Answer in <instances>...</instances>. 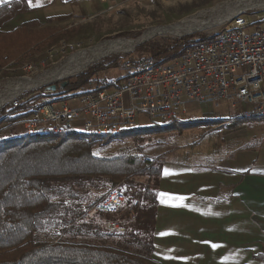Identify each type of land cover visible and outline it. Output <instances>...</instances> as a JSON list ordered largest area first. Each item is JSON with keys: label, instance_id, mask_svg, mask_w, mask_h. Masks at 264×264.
<instances>
[{"label": "trees", "instance_id": "trees-1", "mask_svg": "<svg viewBox=\"0 0 264 264\" xmlns=\"http://www.w3.org/2000/svg\"><path fill=\"white\" fill-rule=\"evenodd\" d=\"M16 12L13 4L0 8V71L18 57L28 58L39 53L55 35L51 30L37 31L28 24L12 33L2 32L4 23ZM192 39L183 37L147 42L139 46L135 54L125 58L165 63L211 42L214 36L199 41ZM116 63L111 61L94 69L111 68ZM92 75H80L65 91L53 94L51 98L85 88ZM103 82L97 83L103 85ZM40 99L41 96L33 97L26 105L52 102L51 99ZM61 100L64 98L57 101ZM2 122L0 120V125ZM182 122L173 126L169 123V127L158 131L142 129L136 136L187 129V126H181ZM114 133V137L104 138L87 137L74 131L54 137H27L22 134L0 138V264H157L151 259L150 241L131 243L133 234L127 233L126 229L124 233L116 234L77 224V220L101 198L91 203L92 194L107 193L113 188H122L119 191L123 196L130 192L131 206L136 207L134 201L141 202V206L151 209L147 214L156 208L160 162L141 156L110 158L95 154L101 148L97 142L121 135L120 130ZM143 177L147 179L146 185L133 181ZM150 185L153 187L149 188ZM48 227H60L65 239L59 238L52 243L39 241V233ZM111 237H119L122 241L100 243L101 238ZM133 247L138 249L133 250Z\"/></svg>", "mask_w": 264, "mask_h": 264}, {"label": "crops", "instance_id": "crops-1", "mask_svg": "<svg viewBox=\"0 0 264 264\" xmlns=\"http://www.w3.org/2000/svg\"><path fill=\"white\" fill-rule=\"evenodd\" d=\"M11 4L17 12L2 26L4 33L28 24L58 34L63 26L92 20L109 7L104 0H0V8ZM217 117L216 127L234 124L228 117L226 127L227 117ZM188 152L179 148L177 158L154 159L161 169L153 212L142 213L137 201L136 207L125 203L116 216L95 215L101 221L97 229L106 232L104 224L113 221L129 233L135 221L140 225L142 216H152L149 243L157 264H264V133L231 146L219 159L193 158ZM135 227L131 243H141L142 228Z\"/></svg>", "mask_w": 264, "mask_h": 264}, {"label": "built area", "instance_id": "built-area-1", "mask_svg": "<svg viewBox=\"0 0 264 264\" xmlns=\"http://www.w3.org/2000/svg\"><path fill=\"white\" fill-rule=\"evenodd\" d=\"M104 1L110 4L107 10L111 11V0ZM226 21L220 30L223 38L197 46L171 61H127L125 78L109 89L93 83L87 91L55 97L56 101L45 102V107H38V102L26 105L35 94L20 92L0 105V133L48 128L60 132L69 128L109 132L136 126L139 118L151 125L167 124L186 115L190 104L220 102L231 110L240 106L239 115L258 118V112H264V7L244 8ZM244 106L247 109L241 108ZM124 204L123 194L113 188L83 217L116 216ZM104 228L109 233L125 232L113 221L106 222Z\"/></svg>", "mask_w": 264, "mask_h": 264}, {"label": "rangeland", "instance_id": "rangeland-1", "mask_svg": "<svg viewBox=\"0 0 264 264\" xmlns=\"http://www.w3.org/2000/svg\"><path fill=\"white\" fill-rule=\"evenodd\" d=\"M235 1L239 0H136L120 5H118V3H111V6L114 7L111 11L107 10V12L98 15L92 20L72 24L69 23L63 26L61 31L51 38L52 41L49 42V44H51L50 46L48 44L42 51L28 58L18 57L16 61L0 71V92L5 90L8 86H16L19 81L34 80L44 72L51 71L68 57H71L79 51L88 50L104 42H136L142 37L145 31L150 28L170 27L191 17L196 20H201L211 12L234 3ZM108 5L110 4L108 3ZM227 22L228 21H224V23L219 26L217 25L210 29L196 31L181 37L173 36L169 33L155 35L148 38V40L145 39L146 41L137 45L127 53L101 57L98 61L90 64L75 75L55 79L41 87L24 90L22 93L25 95L35 94L34 97L41 96L40 100L48 101L51 99L53 102L56 101L54 97L57 96L51 98V95H57V93L63 90L65 91L68 85L75 83L78 77L85 73H93V75L85 84V88L76 91V93L81 94L87 91L94 86L93 83L98 84V81H104V84H98L99 86H105L107 88L113 87L121 83L125 78V63L131 59H126L125 57L129 56V54H135L136 49L144 43L158 40L171 41L183 37H193L192 41H199L200 39L216 36L217 33L223 32L220 30L224 29ZM111 61H117L116 65L106 69H94L96 66H100L101 64L106 65ZM29 65H31V69L27 68ZM51 86L56 87L54 92L48 89ZM244 108L247 109V106H244ZM239 109L240 106L231 110L227 108L224 102L217 103V105L190 104L184 116V121L181 124V126H187V129L181 131L175 129L173 131L174 133H172V131L162 134H154V132H152L151 135L143 136L136 135H138L142 129L162 130L163 127L168 126L169 123L156 126L151 125L145 118H139L136 126L122 128L119 137L103 140V144L99 145L101 148L95 151V154L99 157L110 158L119 156H141L145 159L153 160L155 158L171 159L178 157L177 150L181 148V150L185 152H191L193 158H203L204 155H210L211 158L209 159H219L224 151H228L231 146L233 147L237 145V143L244 144L252 135L256 136L264 133V117L241 118L242 116L240 117V115H238ZM217 115L223 118L224 116L227 117L222 120V122L226 123V127L227 124L230 123L229 118L231 117L232 121H234V124H232L234 126L230 127L231 129H226L225 126L222 128L216 127V125L221 122L215 121L219 120V118L216 117ZM1 118L2 117H0V119ZM2 125L3 122L0 127H3ZM72 131L79 134L83 133V129L79 128H73ZM22 134L23 133H19L18 131H11L7 134L0 133V138L14 137ZM114 134L113 132L105 137H114ZM90 136L94 137L92 135ZM133 181L146 185L147 179L145 177L135 178ZM152 187L151 185L149 186V188ZM105 193L106 192L93 193L91 196V203L92 201H97ZM129 193L130 192L124 193L126 197L125 203L131 206L132 200L128 196ZM87 206L88 203L86 205L84 204L82 209H86ZM143 209L146 211H143ZM139 210L145 214H147V211H151V209H146V207L143 206H141ZM95 217V215L81 217L77 220V224L85 228L90 225H95L97 228L101 221L97 220ZM151 218L152 216H142L140 225H138L136 221V223L134 222L136 230L139 226L142 228L140 230L142 233L136 234L139 235L138 238L142 240V242L144 241V243L150 241ZM135 225L130 226L129 234H134ZM85 228L81 229L84 230ZM59 238L65 239L60 227H48L38 235V239L42 243H52L59 240ZM110 239L114 241V243L122 241L117 237H111ZM137 249L138 248H134L133 250Z\"/></svg>", "mask_w": 264, "mask_h": 264}, {"label": "bare ground", "instance_id": "bare-ground-1", "mask_svg": "<svg viewBox=\"0 0 264 264\" xmlns=\"http://www.w3.org/2000/svg\"><path fill=\"white\" fill-rule=\"evenodd\" d=\"M130 2L132 1L120 0V4L130 3ZM111 3H118V0H111ZM253 7H257V8L264 7V0L235 1L234 3H231L227 6H224L222 8H219L211 12L209 15H207L204 19L201 20H196L195 18L191 17V18H186L170 27H162L156 29L150 28L146 30L145 33L142 35V37L136 42H131V43L104 42L88 50L79 51L76 54L72 55L71 57H68L65 61H63L60 65H58L51 71L44 72L34 80L19 81V83L16 86L7 87L8 85L7 84L6 85L7 88L2 92H0V105L8 102L12 97L17 96L20 92L24 90H28L30 88H38L55 79L63 78L70 75H75L81 72L82 70H84L90 64L98 61L101 57L127 53L130 50L134 49L137 45L141 44L142 42L148 40V38H151L155 35L169 33L170 35L181 37L187 34L194 33L196 31L198 32L205 29H210L212 27H215L217 25L219 26L220 24L224 23V21L238 14L240 10L244 8H253ZM220 38H223V32L217 33L211 42H216ZM38 107H45V103L38 104ZM240 116L253 117V115H240ZM258 117H264V112H258ZM0 120H3V118H1ZM156 126H160V125L157 124ZM72 129L73 128H69L66 131L60 132L58 131L57 128H48L37 131H31V132H23V135L27 137H52V136L63 135L68 131H72ZM119 130L121 129H114L108 132V131H95V130L83 129L82 134L86 136L92 135L94 137H105L107 135H110L112 132H116Z\"/></svg>", "mask_w": 264, "mask_h": 264}, {"label": "water", "instance_id": "water-1", "mask_svg": "<svg viewBox=\"0 0 264 264\" xmlns=\"http://www.w3.org/2000/svg\"><path fill=\"white\" fill-rule=\"evenodd\" d=\"M48 89H51V91L54 92L56 90V87L55 86H51Z\"/></svg>", "mask_w": 264, "mask_h": 264}]
</instances>
